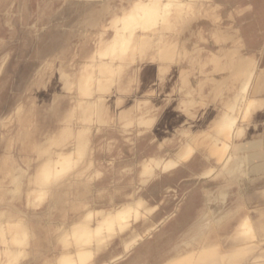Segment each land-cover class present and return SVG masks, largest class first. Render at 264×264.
Wrapping results in <instances>:
<instances>
[{
    "label": "rangeland",
    "instance_id": "obj_1",
    "mask_svg": "<svg viewBox=\"0 0 264 264\" xmlns=\"http://www.w3.org/2000/svg\"><path fill=\"white\" fill-rule=\"evenodd\" d=\"M253 6L0 0V264H59L68 255L80 264L78 250L90 253L83 264H168L203 246L214 258L243 252L210 264H264V166H237L254 81L243 91L247 74L235 78L227 65L252 57L253 80L264 79V19ZM142 7L155 10L142 15ZM222 147L220 161L213 150ZM126 207L119 222L107 220ZM79 223L93 230L80 245Z\"/></svg>",
    "mask_w": 264,
    "mask_h": 264
},
{
    "label": "bare ground",
    "instance_id": "obj_2",
    "mask_svg": "<svg viewBox=\"0 0 264 264\" xmlns=\"http://www.w3.org/2000/svg\"><path fill=\"white\" fill-rule=\"evenodd\" d=\"M187 2V1H186ZM251 2L253 3V8H254V13H252L253 14V16H255L256 17V19L258 20H263L264 19V0H251ZM171 3V2H170ZM143 4V2L142 1H140V2H138V4H136L135 5V7H141V5ZM152 4H155V3H152ZM151 4V5H152ZM167 5H168V3H166V5H165V7H163V10L166 12H169V9L168 8H166L167 7ZM184 5V4H183ZM188 5V4H187ZM147 6V5H146ZM157 6V5H156ZM174 6H175V4H174ZM180 6V5H179ZM178 6V7H179ZM176 7V6H175ZM187 7V6H186ZM143 8V7H142ZM147 8V7H146ZM146 8H143V10H142V15L143 14H145L146 12H151L152 10H155V9H146ZM172 8V7H171ZM138 9V8H137ZM139 10H140V8H139ZM171 10V9H170ZM134 11H136V10H134ZM163 11V12H164ZM183 11V10H182ZM139 12V11H138ZM152 12H154V11H152ZM158 13H159V10L157 11ZM135 13H137V12H135ZM172 13V12H171ZM164 14V13H163ZM170 14V13H169ZM131 16V15H130ZM130 16H129V19H130ZM133 16V15H132ZM161 16V15H160ZM147 17V16H146ZM176 17V16H175ZM175 17H173L174 19H175ZM178 17H179V15H178ZM134 18V17H133ZM140 18H142V17H140ZM157 18V17H156ZM150 19H151V17H150ZM178 19V18H177ZM256 19L250 24V25H248V26H246V27H244L245 29L243 30V33H244V36L246 37V38H252L253 39V34H254V32H255V30H256V26L258 25L257 24V22L258 21H256ZM138 20H140V21H142V22H144V23H146L145 21H143V19L141 20V19H138ZM124 21V20H123ZM133 21H134V19H133ZM177 21V20H176ZM139 22V21H138ZM141 22V23H142ZM155 22H156V20H155ZM154 22V23H155ZM158 22H162V21H158ZM165 23H166V21H164ZM144 23H142V25L144 24ZM149 23V22H148ZM154 23H153V25H154ZM172 23V22H171ZM123 24V23H122ZM135 24V23H134ZM147 24V23H146ZM168 24V23H167ZM263 24V23H262ZM145 25V24H144ZM150 25V24H149ZM166 25V24H165ZM169 25V24H168ZM132 26V25H131ZM137 26V25H136ZM150 26H152V25H150ZM146 27H148V26H145L144 28H146ZM161 27V26H160ZM170 27V26H169ZM168 27V28H169ZM123 28H127L126 26L125 27H123ZM133 28H135V27H133ZM132 28V29H133ZM162 28V27H161ZM148 29V28H147ZM167 29V28H166ZM121 30H122V28H121ZM126 30V29H125ZM133 31V30H132ZM158 31H160V29H158ZM166 31V30H165ZM130 32V31H129ZM122 39V38H121ZM252 39H251V41H252ZM116 43V42H115ZM115 43H114V45H115ZM126 43L127 44H129L127 41H126ZM117 45V44H116ZM173 45V43L172 42H170L169 40H167V39H165V41H164V45H163V50L165 51V54H164V56H169L168 58H170L171 59V54H172V50L170 49L171 48V46ZM120 46V45H119ZM128 46V45H127ZM148 46H150V45H148ZM120 49V48H119ZM171 50V51H170ZM112 51H114V47H113V50ZM127 51V50H126ZM125 51V52H126ZM120 53H122V52H124V51H119ZM112 53H115V52H112ZM105 54V53H104ZM173 55V54H172ZM229 63L227 64L228 65V67L230 68V70H231V72L233 73V75H234V77L235 78H238V77H240V76H242V75H246L247 76V79H246V81L245 82H243V91H245L246 90V88L249 86V84L251 83V81L253 82L254 81V83H252V98L250 99V101L248 102V104H247V108H248V110L246 111L247 113H245V114H249L250 116H251V118H250V122H251V124L249 125V131H247L246 132V136H247V138H248V141L246 142V144L244 145V147H243V150L246 152L245 153V157H244V159H241L240 161H239V163L237 164V166L239 167V168H241V164L242 163H245L246 165H245V167H249L250 169H252V170H259V169H262L263 168V165H262V160H264V140H260V139H253V137H252V134L253 133H257V132H263L264 133V98L263 99H260V100H256L257 98V96H258V94H260L261 92H262V90H263V88H264V79H263V77H261V76H259V77H256V79L255 80H253V74H252V70H249L250 69V66H252V57L251 58H248V59H245L244 57L243 58H241V59H238V60H231V61H228ZM117 67V66H116ZM232 73H230V74H232ZM112 74V73H111ZM264 74V73H263ZM111 76V75H110ZM86 77H88V76H86ZM109 77V76H108ZM111 78V77H110ZM84 79V78H83ZM103 79H105V78H103ZM112 79V78H111ZM93 80V79H92ZM86 82H87V79L85 80ZM85 82V83H86ZM106 82V81H105ZM87 86V85H86ZM87 89V88H86ZM88 91V90H87ZM86 94V93H85ZM85 94H82V95H85ZM242 97V96H241ZM243 100V99H242ZM87 103V102H86ZM144 104V103H143ZM235 107V106H234ZM232 109H234L233 107L230 109V111L232 110ZM249 109H250V111H249ZM85 110H87L86 108H85ZM233 112V111H232ZM81 113H84L83 112V110L81 111ZM232 114V113H231ZM83 117H84V115H83ZM91 117V116H90ZM84 119V118H83ZM227 119H229L228 121H229V124L230 123H232L233 121V117L231 116V115H229V114H225V117H224V119H223V123H221L223 126H225V124H226V126H228V122L226 123V122H224L225 120H227ZM86 120V119H85ZM101 121V120H100ZM145 121V120H144ZM232 121V122H231ZM149 122V121H148ZM130 123H132L131 121H130ZM145 122H140V123H138L139 125L141 124V125H143ZM128 124V123H127ZM234 124V123H233ZM145 125V124H144ZM221 125V126H222ZM147 126V125H146ZM150 126V125H149ZM220 127V126H219ZM229 127L231 128V126L229 125ZM233 127V126H232ZM212 129V128H211ZM210 129V130H211ZM227 129V128H226ZM222 132V131H221ZM202 134H204V133H202ZM209 135V134H208ZM199 136V135H198ZM201 136V135H200ZM224 137H229L230 136V133H224V135H223ZM252 137V139H250ZM198 138V137H197ZM196 138V139H197ZM218 139L216 138V143L218 142L217 141ZM220 141H221V139H219ZM195 141V140H194ZM51 142V141H50ZM224 143V145L225 146H227V143L226 142H223ZM223 145V144H222ZM223 145V146H224ZM195 146V145H194ZM196 147V146H195ZM218 147H220V146H218ZM84 148V147H83ZM241 148V147H240ZM228 149V148H227ZM226 150V147L225 148H215L214 150H213V154H215L218 158H219V160H220V158H223L224 156H223V153H224V151ZM243 150H242V152H243ZM47 151H48V149H47ZM192 151H193V147L191 146V145H189L185 150H183V152L180 154V158H183L184 160L185 159H187V158H189L190 156H191V153H192ZM241 152V151H240ZM232 154V153H231ZM242 156V155H241ZM81 157V156H80ZM71 158V157H70ZM71 161V160H69V158L68 159H65V161L64 162H66V161ZM76 160V159H75ZM80 160V159H79ZM153 160V159H152ZM151 160V161H152ZM155 161V160H154ZM221 161V160H220ZM62 162V163H61ZM61 162H59L60 164L59 165H62V166H64V162L63 161H61ZM78 162V161H77ZM76 162V163H77ZM55 163H58L57 161L55 162ZM69 163V162H68ZM76 163H75V165H76ZM166 163H167V161H166ZM177 163V161H175V160H170L169 161V163H168V165H166L165 166V168H168V167H170V166H174L175 164ZM264 163V162H263ZM52 164V163H51ZM67 164V163H66ZM157 164V163H156ZM56 165V164H55ZM54 165V166H55ZM69 165V164H68ZM145 166V165H144ZM151 166V165H150ZM149 166V167H150ZM159 166V165H158ZM50 167V166H49ZM52 167V166H51ZM65 168H63V169H65V171H66V168L67 169H69V168H72V167H67V166H64ZM233 168H235V166L234 165H232L229 169H233ZM239 168H237V169H239ZM50 169V170H49ZM148 169V168H147ZM47 170H49V171H51V168H47ZM55 170V169H54ZM247 171V170H246ZM248 171H249V169H248ZM255 171H253V173H254ZM50 173V172H49ZM62 172L61 171H54L53 172V174L54 175H52V178H54V179H56L57 178V176L58 175H60ZM52 174V173H51ZM142 174H143V172H142ZM141 174V175H142ZM251 174V173H250ZM25 176V175H24ZM45 176V175H44ZM47 179H50L49 177H44V180L46 181ZM48 181V180H47ZM47 181H46V183H47ZM50 181V180H49ZM147 181V180H146ZM144 183V182H143ZM44 184V183H43ZM140 200V199H139ZM138 202V201H137ZM141 204V203H140ZM139 204V205H140ZM137 206H138V204H137ZM140 207V206H139ZM130 207H126V209H124V210H122L123 208H121L120 209V211H118V213L116 214V215H107V217H108V221L109 220H115V221H117V220H120L119 218L120 217H123V215L125 214L126 215V213L128 212V210H130L129 209ZM122 210V211H121ZM131 210H132V207H131ZM135 212V211H134ZM130 213V212H129ZM128 214V213H127ZM89 215V214H88ZM138 215H139V213H138ZM137 215V216H138ZM92 216V215H91ZM110 216V217H109ZM135 216H136V214H135ZM125 217V216H124ZM92 218V217H91ZM128 218H129V215H128ZM138 218V217H137ZM87 219H88V217H87ZM126 220H127V218H125ZM104 222H106V221H101V225H102V223H104ZM117 222H119V221H117ZM125 222V221H124ZM107 224H106V227L108 226V223L109 222H106ZM126 223H128L127 221H126ZM126 223H124L125 225H123L124 227L126 226ZM249 223V222H248ZM110 224V223H109ZM247 224V223H246ZM79 226H77L76 228H75V231H73L74 233H75V235H76V242L80 245V242H90V240L92 239L91 237H93V236H91V235H93L92 233H93V230L90 228V227H88V226H86L85 225V223H79L78 224ZM111 225V224H110ZM119 225H120V223H119ZM243 225H244V223H243ZM113 226V224L111 225V227ZM248 226H250V225H248ZM97 228L95 229V230H97L98 229V227L99 228H102L100 225L98 226H96ZM114 227V226H113ZM123 227V228H124ZM263 227V229H264V226H262ZM119 228H122V227H119ZM108 231V230H107ZM110 231V230H109ZM97 232V231H96ZM102 234V233H101ZM66 235V234H65ZM96 235V234H95ZM100 235V234H99ZM253 235V234H252ZM25 236V234L23 235V237ZM64 236V235H63ZM111 236V235H110ZM66 237H68L67 235L64 237V238H66ZM97 237V236H96ZM95 237V238H96ZM26 237H24V239H25ZM69 238V237H68ZM68 238H66L65 240H67ZM94 238V239H95ZM99 238V237H98ZM252 238V237H251ZM13 239H14V241L13 242H15V243H18L19 242V239L18 238H14L13 237ZM22 239V238H21ZM97 239V238H96ZM62 240H64V239H62ZM64 240V241H65ZM99 240V239H98ZM69 240H67L66 242H68ZM241 241V240H240ZM240 241H238V242H240ZM21 242H25V241H23V240H20V243ZM75 242V241H74ZM101 242V241H100ZM97 243V242H96ZM76 244V243H75ZM233 250H231V252H230V254L229 255H220V257H218L217 258V256H216V258H214L215 256H214V254L216 253V251L215 250H213V248L212 247H210V246H203L200 250H196L197 251V253H196V251L194 250V251H192L191 253H189V254H187V255H185V256H180V257H177V258H175V259H173V261H171V262H169L168 264H210L211 262L209 261V257H213V259H214V261H216V262H223L224 263V261H228V260H230V259H236V258H238V257H241V255H242V251L241 250H237L236 249V247H233L232 248ZM8 251H9V249H8ZM79 251V252H78ZM77 252H78V261H80L81 263L80 264H83L84 263V261H86L87 259H88V257L90 256V253L88 252V251H84V250H78ZM12 252V251H11ZM18 252H19V250H18ZM17 252V253H18ZM24 252V251H23ZM12 255H13V252H12ZM92 255V254H91ZM216 255V254H215ZM72 256H64V257H62L61 258V262H58L59 264L61 263V264H76V262H77V260L76 259H72L71 258ZM220 258V259H219Z\"/></svg>",
    "mask_w": 264,
    "mask_h": 264
},
{
    "label": "crops",
    "instance_id": "obj_3",
    "mask_svg": "<svg viewBox=\"0 0 264 264\" xmlns=\"http://www.w3.org/2000/svg\"><path fill=\"white\" fill-rule=\"evenodd\" d=\"M256 98H258V96ZM254 134H255L256 137H253ZM259 135L261 137L260 140H264V133L263 132L262 133L261 132L253 133L252 137H253V139L257 140L258 139L257 137H259ZM252 137L250 139H252ZM263 162H264V160H262V165L264 166Z\"/></svg>",
    "mask_w": 264,
    "mask_h": 264
}]
</instances>
